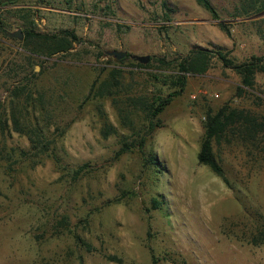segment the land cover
Masks as SVG:
<instances>
[{
	"label": "rangeland",
	"instance_id": "obj_1",
	"mask_svg": "<svg viewBox=\"0 0 264 264\" xmlns=\"http://www.w3.org/2000/svg\"><path fill=\"white\" fill-rule=\"evenodd\" d=\"M210 2L219 20L195 0H0V264H264V244L246 241L248 214L264 220L263 154L235 124L213 148L229 185L197 162L204 123L220 108L264 125V73L240 92L239 76L214 59L187 76L151 134L142 107L126 101L171 92L157 74H172L195 47L264 61V0ZM18 30L21 41L8 36ZM27 31L76 40L66 36L69 48L56 52L36 37L25 42ZM114 69L116 95L86 99ZM33 133L55 140L49 152L60 166L51 153L34 165L19 159Z\"/></svg>",
	"mask_w": 264,
	"mask_h": 264
},
{
	"label": "trees",
	"instance_id": "obj_2",
	"mask_svg": "<svg viewBox=\"0 0 264 264\" xmlns=\"http://www.w3.org/2000/svg\"><path fill=\"white\" fill-rule=\"evenodd\" d=\"M198 5L205 9L214 20H219V16L212 6L210 0H195ZM219 28L228 36L230 35L229 28L223 23H219ZM4 32V30H1ZM6 36V35H5ZM70 36L74 41L76 40L75 36L68 33L67 31L61 32L60 35H41L33 34L31 31L26 32L25 42L28 41L30 37H36L41 40L48 41L52 46H56L55 51H66L69 48L70 40L66 38ZM216 59L217 62L221 64L224 69H230L234 71L240 78V87L237 89L241 92H246V90L253 89L254 87V77L257 73H264V61L261 57H252L241 63H236L233 59L229 57V54L222 48L216 47L214 49L195 47L191 49L188 54L175 61L173 66L172 74L166 75L165 72H161L160 75L164 78H168L169 88L172 90L167 94L163 95H154L151 98L136 97V98H127L126 101L130 106H140L145 111L146 118L148 121V126L146 134H151L155 129L161 127V121L159 115L164 111V109L170 104V102L177 96L181 95L184 91L186 85V80L188 75H202L207 72L211 67L212 61ZM162 65L169 66L168 62L163 60H156ZM28 64L29 61L27 60ZM121 62V61H119ZM118 70L114 69L109 74L110 79L106 78L101 81H95L92 85L86 99L89 97L93 98H103V97H113L116 95L117 89L121 88V79H119ZM31 74L26 71V83L24 84L25 90L30 91L34 87ZM121 78V77H120ZM155 78V77H154ZM156 80L159 78L156 76ZM167 80V79H166ZM163 81L166 83L167 81ZM23 91V90H20ZM235 124H240L242 129L237 130V134L242 138L244 142L248 144L260 154H263L264 161V125L258 124L257 120L250 113H245L244 111L238 112L236 110L230 109L228 106L220 108L215 114L208 115L207 120L204 123V135L201 140L200 149L197 154V162L200 165L207 166L211 171L220 177L226 185H229L227 178L225 177L222 167L218 164L214 156V144L219 145L223 141L227 134V130L232 128ZM20 127L15 123V131L21 132ZM263 133L262 138H259V135ZM107 135V134H103ZM34 138H27L29 142V147L26 150L18 149L19 159L26 157V161H29L31 165H34L39 161L42 155H49V148L51 144H54L55 140L53 138H39L37 133H33ZM145 142V138H140L138 141V147L140 152ZM130 150V147H125L119 149L115 157L118 158L125 151ZM13 151H16L13 150ZM32 154V155H30ZM143 154V153H142ZM51 156L54 158L57 165L60 166V160L57 158L56 154L51 153ZM41 161V160H40ZM151 161V159L149 160ZM154 164H158L155 157H152ZM86 165L80 166L76 171L75 175H78L80 172L86 169ZM153 209H158L160 202L156 199L152 200ZM248 217L252 220V229L247 236V242L256 246L264 244V220L261 217L256 218L254 213L252 215L248 214ZM77 241L82 243V240L79 236H75ZM86 247L87 251L90 250V246L86 243L83 244Z\"/></svg>",
	"mask_w": 264,
	"mask_h": 264
},
{
	"label": "water",
	"instance_id": "obj_3",
	"mask_svg": "<svg viewBox=\"0 0 264 264\" xmlns=\"http://www.w3.org/2000/svg\"><path fill=\"white\" fill-rule=\"evenodd\" d=\"M8 36L10 38H14V39H17V40H20V41L23 39V36H22V33H21L20 30L8 34ZM106 55L109 56V57H113V58H115L116 60L119 61V60H122L126 56V53L125 52H120V51H109V52H106Z\"/></svg>",
	"mask_w": 264,
	"mask_h": 264
}]
</instances>
